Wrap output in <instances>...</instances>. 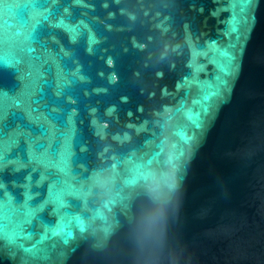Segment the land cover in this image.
Returning <instances> with one entry per match:
<instances>
[{
	"label": "water",
	"instance_id": "water-1",
	"mask_svg": "<svg viewBox=\"0 0 264 264\" xmlns=\"http://www.w3.org/2000/svg\"><path fill=\"white\" fill-rule=\"evenodd\" d=\"M0 264H264V0H0Z\"/></svg>",
	"mask_w": 264,
	"mask_h": 264
}]
</instances>
